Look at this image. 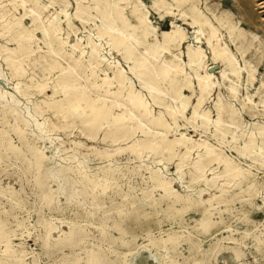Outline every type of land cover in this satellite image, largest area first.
Returning <instances> with one entry per match:
<instances>
[{
  "label": "rangeland",
  "instance_id": "374dc122",
  "mask_svg": "<svg viewBox=\"0 0 264 264\" xmlns=\"http://www.w3.org/2000/svg\"><path fill=\"white\" fill-rule=\"evenodd\" d=\"M40 1L48 4L47 21L58 14L62 52L58 57L51 53L37 29L34 51L22 61L23 70L16 71L7 59V48L17 45L15 33L4 34L3 22L22 15L24 9L13 0H0V264H87L95 252L103 259L101 264H264V12L257 4L260 0H195L239 67L237 77L227 69V79L221 76L223 65L213 62L199 28L183 18L174 0H167L166 6L172 5L173 12L154 7L155 0H142L157 40L163 39L162 30L171 29L173 19L185 31V39L174 47L182 62L188 59L189 42L205 51L216 84L195 114L198 89L184 88L191 99L183 112L180 99L162 95L156 101L155 92L130 69L134 61H125L109 36H98L102 20L88 2L82 21L75 16L76 0H70L67 14L59 2ZM23 22L33 28L29 18ZM77 41L79 46L74 48ZM94 43L99 45L97 60L89 57ZM70 57L81 59L85 71L80 81L92 95L98 87L108 86L104 77H112L115 65H120L152 112L162 113L171 124L168 137L183 135L194 143L190 160L204 153L200 144L205 141L242 170L240 179L227 180L224 166L215 161L207 163L203 177L196 176L189 165H178L184 145L175 146V156L151 148L133 151L128 146L134 141L152 137L141 129L120 137L117 149L104 140L107 128L96 130L92 137L91 124L55 125L48 100L60 98L61 93L53 96L50 84ZM55 58L58 66L51 67ZM186 69L195 85L193 72L189 66ZM87 76L94 84L86 82ZM232 83L236 92L229 88ZM42 84H46L44 91ZM117 87L116 81L110 85L112 90ZM12 96L22 107L21 115L9 104ZM218 98L225 106L219 125ZM205 111L207 124L202 117ZM35 150L43 154L40 166L34 163ZM59 166L66 169L59 172ZM82 175L85 180L78 181ZM213 175L215 182L209 180ZM66 177L68 185H64ZM164 181L170 190L161 185Z\"/></svg>",
  "mask_w": 264,
  "mask_h": 264
},
{
  "label": "bare ground",
  "instance_id": "6f19581e",
  "mask_svg": "<svg viewBox=\"0 0 264 264\" xmlns=\"http://www.w3.org/2000/svg\"><path fill=\"white\" fill-rule=\"evenodd\" d=\"M15 4L23 7L24 12L20 16L13 15L11 19L3 22V33L13 30L17 45L8 47L7 59L11 66H14L16 71H22V61L29 58L34 51L33 39L34 31L39 30L41 38L48 45L49 51L58 57L61 54V41L58 37L59 21L58 14L54 18L47 21L44 18V10L48 6L40 0H13ZM50 4L59 2L63 5L61 11L66 12V7L70 4V0H49ZM77 9L75 16L83 20L82 11L85 9V4L91 9H97L101 17V25L97 26L98 36H109L113 47L123 51L125 61H134L130 66L133 73L139 78L142 83H146L150 87V91L155 92V100L162 95H169L174 99H180L182 102V112L188 106L191 95L184 94V88L198 89L199 97L193 104L194 114L198 111L203 102L205 95L209 94L216 82L213 79L214 72L206 60L204 49L198 45L194 46L190 42L187 43L188 59L186 63L182 62L180 54L176 53L174 47L180 45L185 39V31L178 25L175 19L171 22V29L162 30L163 39L157 40L154 36V26L149 19V10L145 7L142 0H76ZM179 13L184 19H190V22L198 27L199 32L203 36L211 49V58L214 63H221V76L227 79L229 73L227 69L233 71L237 77L239 75V67L233 57L230 49L221 43L217 34V28L213 25L209 17H207L199 8L195 0H174ZM167 0H155L153 6L164 7L167 12H173L171 6H168ZM258 6L264 12V0L258 1ZM188 5V6H187ZM130 7V13L126 12V7ZM67 14V12H66ZM174 14V13H173ZM3 16L0 15V19ZM24 17L30 19L32 27L25 25ZM79 46L78 41L73 44L76 48ZM99 45L94 43L90 49V59L97 60ZM84 53V51H82ZM58 66L57 58L52 60L51 67ZM189 66L193 72L195 85L190 72L186 69ZM85 67L80 58L70 57L68 65L62 66L54 81L51 82L52 95L61 93L60 98L48 100V106L54 109L55 120L54 124L63 126L65 124H74L79 121L82 124H91L93 131L89 134L94 136V132L100 128H107V136L104 140L116 145L120 149L121 146L117 141L122 136H129L130 131L141 129L143 132L151 133L152 137L142 141H134L128 147L137 152L141 148H151L160 153H167L175 156V146L180 144L186 147L182 155H178V165H189L191 170L198 177H203L207 163L215 161L224 166V172L227 180H239L242 175V170L234 164L228 157L216 152L215 149L203 141L200 145L204 148V153L196 160L189 159V153L194 147V143H190L188 138L181 136L170 139L168 132L171 130V124L163 117L162 113L155 115L152 112L150 103L143 95L135 90L131 85L127 71L120 65H115L114 74L112 77L106 75L104 82L107 87L96 89V95H92L88 86L83 85L80 81L84 74ZM93 81L89 76L86 77V82ZM113 81L117 82V88L112 90L110 85ZM41 91H44L46 84H42ZM230 90L236 92L237 86L230 84ZM17 89L21 87L17 85ZM219 115L216 119V124L219 125L222 119L224 105L221 98H218ZM9 104L14 111L21 115L22 107L19 106L18 100L12 96ZM170 105L166 104L168 108ZM115 108H121V111L116 113ZM35 114L38 109H35ZM34 114V115H35ZM173 118H176L177 113L171 112ZM193 114V116H194ZM203 122L208 123L209 117L207 111L202 113ZM18 129V128H17ZM20 137L23 136L21 129H18ZM120 135V136H119ZM250 141H252L250 139ZM116 142V143H115ZM249 146V145H248ZM12 147H16L13 146ZM247 147V146H246ZM103 151V150H101ZM242 152L246 151L244 148ZM33 159L36 166H40L43 154L39 150L33 153ZM66 168L59 166L58 171L63 172ZM84 176H80L78 181H84ZM215 182L216 176L213 175L210 179ZM69 178L64 179V185H68ZM161 185L166 191L170 190L168 182H163ZM50 198V196H49ZM3 222L0 220V238L3 236ZM70 233L68 236H71ZM103 259L98 254L91 253L87 264H101ZM23 264V263H22Z\"/></svg>",
  "mask_w": 264,
  "mask_h": 264
}]
</instances>
